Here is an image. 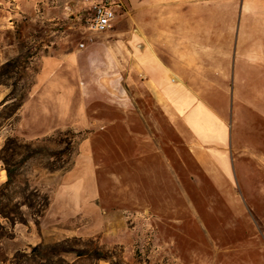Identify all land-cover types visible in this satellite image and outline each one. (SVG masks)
<instances>
[{"label":"rangeland","instance_id":"1","mask_svg":"<svg viewBox=\"0 0 264 264\" xmlns=\"http://www.w3.org/2000/svg\"><path fill=\"white\" fill-rule=\"evenodd\" d=\"M99 3L112 4L118 20L135 10L130 0H0V166L8 173L0 213L19 209L42 238L12 264H264V119L239 108L235 121L233 98L226 107L234 130L224 192L171 123L163 96L169 82L126 80L135 67H123L121 54L114 66L106 60L96 72L83 71L81 91L88 95L81 104L106 123L25 136L19 108L33 94L43 57L115 40L107 34L115 27L90 28ZM186 7L264 10V0H193ZM210 37L211 47L236 42V33ZM127 39L120 46L131 57ZM64 187H98L103 201ZM44 197L40 216L23 205ZM14 219L0 215V239L22 224Z\"/></svg>","mask_w":264,"mask_h":264},{"label":"crops","instance_id":"2","mask_svg":"<svg viewBox=\"0 0 264 264\" xmlns=\"http://www.w3.org/2000/svg\"><path fill=\"white\" fill-rule=\"evenodd\" d=\"M189 1L193 0H130L135 10L123 16L125 20L117 17L115 29L107 33L115 37L109 42L111 47L93 43L67 55L44 56L33 94L19 108L25 136L34 139L40 131L66 127L85 130L106 123L105 118L92 119L81 104V98L88 95L81 91L83 71L96 72L98 64H106V60L114 66L121 54L123 67H135L134 72L128 69L126 80L160 86L169 82L168 94L163 96L170 121L204 173L219 192H224L222 181L230 172L228 145L234 130L226 116L230 99L235 121L239 108H248L252 116L264 119V10L193 9L186 7ZM211 33H236V42L211 47ZM124 36L128 37L125 47L131 57L120 46ZM7 180L8 173L0 166V185ZM63 190L90 194L96 203L103 201L104 193L98 187ZM58 200L61 203L70 197ZM12 230L11 238L0 239V264H12L16 253L41 243L38 228L29 220L15 224Z\"/></svg>","mask_w":264,"mask_h":264},{"label":"built area","instance_id":"3","mask_svg":"<svg viewBox=\"0 0 264 264\" xmlns=\"http://www.w3.org/2000/svg\"><path fill=\"white\" fill-rule=\"evenodd\" d=\"M116 20L117 14L114 6L108 3H99L93 7L90 28L95 32H106L115 27Z\"/></svg>","mask_w":264,"mask_h":264},{"label":"trees","instance_id":"4","mask_svg":"<svg viewBox=\"0 0 264 264\" xmlns=\"http://www.w3.org/2000/svg\"><path fill=\"white\" fill-rule=\"evenodd\" d=\"M10 185V176H9V181L6 183V187ZM23 205H28L33 211H34V215L36 216H40L43 211L45 210L46 206L48 205V199L47 198H43L42 200L37 201L34 205H32L31 203L29 204L28 202L23 203ZM1 216H3L6 219H11V216H15L16 219H14L15 222H20L23 223L25 222V219L23 217V215L21 214V212L18 210L14 211V209H9L8 212H4V213H0ZM2 237H6V234H2ZM35 249H33V251H35Z\"/></svg>","mask_w":264,"mask_h":264}]
</instances>
